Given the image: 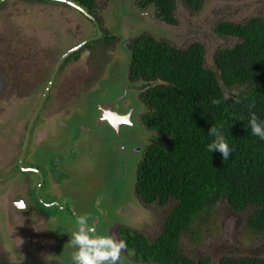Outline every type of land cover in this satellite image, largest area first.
Masks as SVG:
<instances>
[{"label": "rangeland", "instance_id": "374dc122", "mask_svg": "<svg viewBox=\"0 0 264 264\" xmlns=\"http://www.w3.org/2000/svg\"><path fill=\"white\" fill-rule=\"evenodd\" d=\"M5 1L0 5V86L13 87L12 78L20 82L15 86V98L0 95V129L6 127L9 132L0 134V264H71L76 248L69 243V236L78 228L74 214H88L89 224H95L98 232L110 227L122 236L123 230L132 229L155 238L174 202L144 205L134 197L141 152L157 135L139 122V114L146 110L137 99L142 82H128L130 53L120 48L144 33L179 48L198 42L205 48L206 68L218 75L215 52L231 48L237 39L218 36L214 26L222 21L242 23L251 17L264 18V0H205L198 14L190 12L182 0H175L176 25L158 20L152 6L139 8V0H125L129 1L125 8L122 0H95L94 9L87 10L92 16L84 8L82 11L59 1ZM79 11L100 26L98 39L93 23ZM93 37L96 40L86 43L91 45L88 51L83 49L78 58L60 65L48 101L54 104L52 110L48 107L37 115L34 127L35 145L46 140L49 171L54 175L47 188L46 175L39 194L56 204L66 202L71 210H56L62 215L49 224L45 213L35 209L30 200L38 183L36 176L21 177L15 166L25 125L57 61L69 49ZM102 71L103 78L94 84ZM223 93L228 98L239 90L223 88ZM121 99L130 101L134 116L133 126H122L118 134L99 119L108 106L121 112ZM27 108L30 113L21 119ZM67 110L72 112L68 115ZM22 200L27 205L24 209L19 207ZM212 214L201 229L200 241L192 242L182 235L183 254L194 263L209 256L210 264H218L221 257H264V239L249 232L243 212L219 203ZM119 263L144 264L125 251Z\"/></svg>", "mask_w": 264, "mask_h": 264}, {"label": "trees", "instance_id": "16d2710c", "mask_svg": "<svg viewBox=\"0 0 264 264\" xmlns=\"http://www.w3.org/2000/svg\"><path fill=\"white\" fill-rule=\"evenodd\" d=\"M72 1L88 11L95 7V0ZM182 2L198 14L205 0ZM137 6H152L158 20L177 24L175 0H139ZM213 32L237 39L231 48L215 52L218 75L206 68L205 48L198 42L179 48L144 33L127 43V80L154 82L139 93L146 107L139 119L157 135L138 163L134 197L144 205L174 202L155 238L132 229L121 231L127 255L144 264H210L209 256L194 263L183 254L180 240L186 234L190 241H200L201 229L219 203L243 212L249 232L264 239V140L253 135L248 124L252 112L264 120V18L222 21ZM223 88L239 93L226 98ZM217 124H223L232 149L227 160L219 151L207 150L213 139L208 130ZM218 264H264V257H221Z\"/></svg>", "mask_w": 264, "mask_h": 264}, {"label": "flooded vegetation", "instance_id": "af4514ba", "mask_svg": "<svg viewBox=\"0 0 264 264\" xmlns=\"http://www.w3.org/2000/svg\"><path fill=\"white\" fill-rule=\"evenodd\" d=\"M87 13L90 14L91 16L93 14V13H90L88 11H87ZM80 14L81 15H84L86 18L88 17L87 14H85L84 12L83 13L80 12ZM87 19H89L93 23V25H94L93 19H91L89 17ZM94 27H95V25H94ZM95 30H96V27H95ZM127 43H128V41H127ZM127 43H126V48H120L123 51V53H125V54H126V49L129 51V49L127 48ZM78 45H80V44H78ZM84 47L81 48V49L87 50ZM71 49H69V50H71ZM81 49H78V50L72 52L71 54H73V53H75L77 51L79 52V50H81ZM80 53H82V51L79 52V54H78L79 56H80ZM129 53H130V51H129ZM71 54H69L66 58H64V60L62 62L63 64H64V62L66 60H70L72 57H75V58H78L79 57L78 55L77 56L76 55L75 56H71ZM57 63H58V61H57ZM129 63H130V60H129ZM59 68L62 69V67H60V66H59ZM54 69H55V67H54ZM54 69H53V71H54ZM52 74H53V72H52ZM57 75H59V74H57ZM57 75H55L56 78H57ZM103 76H104V71H102L100 73V76L97 77V80L94 81V84H98L99 81L103 78ZM140 81L142 83L144 82L142 80H140ZM19 82H20L19 79L12 78V86L13 87H10L9 85H3L2 84V86H0V95H2L3 97H5V96L14 97L15 96V92L17 90V88L15 86H17L19 84ZM128 82L131 83L129 80H128ZM53 85L54 84L52 83L49 91L46 94V97L44 99V102L42 104V107L40 109V112H39L38 116L41 115V114H43V112L48 107H50V109L52 110L51 106L54 105V104H48V101L50 100V91H51ZM47 87H48V84H47V86H46V88H45V90H44V92H43V94H42V96H41V98L39 100V103H37V108L34 110L32 117L30 118V120L25 125L26 126L25 138H24V141L22 142V145H21L20 150H19V155H18V160H17L16 166H15V171L18 172L20 174V176L21 177H24V178L29 177L31 175L36 176L38 183L32 189V198L30 200L32 201V204L34 205L33 207H35V209L42 210L45 213L46 219H49V224H53V222L56 221V218H60V215H62V213H58V211H56V210H59V211H64L65 210V211H69V212H71V210H70L69 206H67V203L66 202L64 204H61V203L56 204V203H54L53 200H50L49 198H47V196H46L45 193H44V195L46 196V198H42L40 196V194H39L40 190L43 188V186L45 184L46 175L49 176V183L47 184L46 188L48 186H50V184L52 182V177H54V175L51 174L50 171H49V162H50V159H49V157L46 156V153H47V150H45V148L47 146V143H45L46 140L44 139V141H41L40 143H38L39 145H35V142H34V136H35L34 127L36 125V120L38 119L37 118L38 116L36 117V119L34 120V122L32 124L31 130L29 132V137H28L27 143L25 144V142H26V135H27V132H28L29 125H30V123H31V121H32V119H33V117H34V115H35V113H36V111H37V109L39 107L40 102L43 99V96H44V93H45ZM24 94H26V93H24ZM137 99L139 101V92L137 93ZM140 103L142 104V102H140ZM130 104L131 103H130L129 100L123 101L121 104H119V107L121 109V112L113 109L114 113L116 112L117 114H119V115H115V116H117V117L120 116V118L125 119V117L128 115L129 112L131 114H134V110L132 109V107H129ZM142 105L144 106V104H142ZM58 106L61 108L62 104L61 105H58ZM107 108H110L111 109V106H108ZM144 109H146V107ZM67 112H69V111L67 110ZM71 112L66 113V114L69 115ZM29 113H30V108H27L26 109V112L24 114H22L20 116V118L21 119L22 118H25ZM142 113L143 112H141L139 114L138 119L140 118V115ZM100 115H102V112L100 113ZM106 122H107V120H106ZM106 122H103V123H106ZM139 122H140V119H139ZM19 125H20V121L17 122L16 129L19 127ZM128 125H129L128 123L127 124H124V126H128ZM114 131H116V130H114ZM0 134L2 136H5L6 134L8 135L9 132H8V130H6V127H1ZM11 136H14V135H11ZM57 181L60 182V179H58ZM46 188L44 190L45 192H46ZM22 202L24 203L23 200H22ZM74 216H75V218L77 217V215H75V214H74ZM90 226H94L95 227V234L96 235H100V236L115 235L117 239H122V236L118 235V233H119L118 230L115 229V231H114V228H110V227L103 228V229L101 228V231L98 232L97 227H96L95 224H90Z\"/></svg>", "mask_w": 264, "mask_h": 264}, {"label": "clouds", "instance_id": "9594fccd", "mask_svg": "<svg viewBox=\"0 0 264 264\" xmlns=\"http://www.w3.org/2000/svg\"><path fill=\"white\" fill-rule=\"evenodd\" d=\"M144 90L145 89L138 90V92L140 93ZM139 101L141 102L140 98ZM213 103L219 104L220 101L214 100ZM257 121H261V123L264 124V120H261L256 113L252 112L248 120L251 132L261 140H264V127H262L261 124H258ZM222 129L223 124L212 125L209 128L208 135L213 137V139L207 145V150L210 153L219 151L223 160H227L232 149L230 148ZM99 204L100 200L97 199L96 206L99 207ZM19 207L24 209L27 205L20 202ZM76 222L78 228L69 236V243L76 248V251L71 254L72 264H119L122 252L127 250V241L117 239L115 235H96L95 227L90 226L89 224L88 214L77 216Z\"/></svg>", "mask_w": 264, "mask_h": 264}, {"label": "water", "instance_id": "95a60500", "mask_svg": "<svg viewBox=\"0 0 264 264\" xmlns=\"http://www.w3.org/2000/svg\"><path fill=\"white\" fill-rule=\"evenodd\" d=\"M3 1H4V0H0V3L3 2ZM50 1H59V2H63V3L69 4V5L75 6V7H77V8H79V9L82 10V8L79 7V6H76L72 0H50ZM128 2H129V1L126 2L125 0H122V6H124V8H125V6L127 5ZM82 11H83V10H82ZM94 24H95V26H96V30H97V37H96V38H99V37L101 36L100 26L97 24L96 21H94ZM96 38H95V37L90 38L88 41L84 42L83 44H80V45H78V46L72 48L71 50H69V51H67L65 54H63V56L59 59L58 63H57L56 66H55V69H54V71H53V74H52L51 77H50V80H49V83H48V87H47V89H46V91H45V93H44L43 99H42V101L40 102L39 107H38V109H37V111H36V113H35V115H34L32 121H31V123H30V125H29L28 132H27V135H26V142H25V144L27 143V140H28V137H29V132H30V130H31L32 124H33L34 120L36 119L37 115H38L39 112H40V109H41V107H42V104H43V102H44V99H45V97H46V94H47V92L49 91V89H50V87H51V85H52V83H53V80H54V78H55V75H56V73H57V71H58V68H59L60 64L62 63V61L64 60V58H66V57H67L69 54H71L72 52H74V51L80 49V47H82V45H85V44L88 43L90 40H94V39H96ZM153 84H154V82H150V83H144V82H143V83H142V86H141L140 88H138V90L146 89V88L152 86ZM101 112H102V115H100L101 117H100L99 120H100L101 122H106V120H107L106 123L108 124V126H109L111 129L116 130V132H117L118 134H119V132H120V128H121L122 126H124V124H127V123H128V124H129L128 126H131V127L133 126L132 118H133L134 114H131L130 112H129L128 115L125 117V119L120 118V116H119V117L115 116V115H119V114H117L116 112L114 113V111H113L112 108H111V109H110V108L102 109ZM131 117H132V118H131ZM143 151H144V150H142L141 154L143 153ZM71 264H72V263H71Z\"/></svg>", "mask_w": 264, "mask_h": 264}]
</instances>
